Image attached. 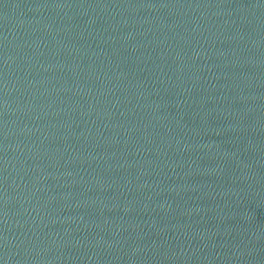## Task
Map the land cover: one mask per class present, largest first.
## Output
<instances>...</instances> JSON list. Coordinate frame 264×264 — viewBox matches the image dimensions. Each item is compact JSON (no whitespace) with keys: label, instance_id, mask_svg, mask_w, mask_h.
<instances>
[{"label":"water","instance_id":"obj_1","mask_svg":"<svg viewBox=\"0 0 264 264\" xmlns=\"http://www.w3.org/2000/svg\"><path fill=\"white\" fill-rule=\"evenodd\" d=\"M0 264H264V0H0Z\"/></svg>","mask_w":264,"mask_h":264}]
</instances>
